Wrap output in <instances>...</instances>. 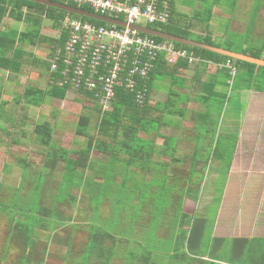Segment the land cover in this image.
Returning <instances> with one entry per match:
<instances>
[{"label":"rangeland","instance_id":"rangeland-1","mask_svg":"<svg viewBox=\"0 0 264 264\" xmlns=\"http://www.w3.org/2000/svg\"><path fill=\"white\" fill-rule=\"evenodd\" d=\"M231 2L232 0H221L220 6L213 9L211 21L208 24L211 36L210 46L225 50L229 49L232 52L242 51L245 47L258 46L260 44L258 41H260L261 34L264 32V8L258 11L250 38H246L248 34H245V31L251 17L253 0H237L233 8ZM175 7L177 13L186 15L199 11V3L195 0H175ZM203 8H205V5H203L202 11ZM230 14L232 15L231 19H228L227 17ZM8 24L18 31H23L25 28L23 23L12 20H8ZM198 27H201V25ZM198 27H195L194 30L202 32ZM180 29H184V27L176 22L171 23L169 27L170 31ZM41 33L48 37L56 36L49 21L44 22ZM200 34L190 31L186 34L188 37L186 39L196 42L202 41L204 34ZM243 35L245 38H243ZM24 49L40 56L43 53H49V48L45 43L40 44L38 47L25 46ZM230 65L233 66L232 63ZM39 71L36 70L34 73L23 71L24 73L21 76L16 77L9 75L10 79L4 83L2 99L7 102L11 101L16 83L24 84L30 80L32 84L46 87L47 83L41 78L42 76H39L43 72L41 70V73H39ZM2 74V76H6L7 73L3 72ZM176 78H178L176 81L181 83V76L178 75ZM217 80L223 83L222 73L217 77ZM168 81L167 79L158 81L156 88H165L167 92ZM240 88L237 84L233 88L227 86L222 89L224 96L221 99L209 102L211 107L206 108L205 112L210 115L206 121L213 123L216 128L212 137L209 136L210 132H207L208 135L207 133L204 134L203 131H205L206 125L200 124L201 120L199 121L198 115L194 114L197 127L200 126L201 137L194 140V144H197V150L196 154L193 155H197L196 159L199 161L207 162L200 165L201 169L204 170L202 176L199 171L193 173V185L196 186L197 183H200L199 195L195 203L189 198L186 199L183 194L187 186L185 181L188 174L187 162L190 161L188 153L192 142L190 138L182 137L183 135L178 139V146H182L184 154L175 155L176 158L182 160V163L178 166L179 169L173 171L166 169V172L164 169L159 168L157 170L152 166L146 169L145 164L138 166L140 165V161H138L127 171H123L120 169H126V166L120 165L112 171L114 181L120 184L125 176L126 188L133 189L135 185L137 189L134 188V192L128 194L127 200H124L125 192L121 189L114 198L109 196V198H103L101 202L97 200L92 202L95 191H89L90 188L88 189L85 185L81 188L66 189V193L61 195L59 182L62 175V164H59L54 171L46 170L43 166L44 149L42 147L38 145L6 147L0 141V257L6 259L3 264H19L21 257L23 259L20 264H43L42 261L44 260H46L44 264H106L104 257L110 251L112 257L108 264H144L142 260L135 261L134 257L146 255L147 251H152L151 260H153V264H187L170 259V255L165 257L154 254V251L168 254L169 249L172 247L171 243L165 240L171 232V227L177 226L179 221L173 216L174 211L170 212L168 210L178 208L181 204L185 212L192 213L195 211L199 216L202 215V218L206 220L205 233L211 232V236L241 237V233H243L244 237H264V231H256L259 228L260 216L263 210L262 208V210H257V208L264 206L262 201L255 202L254 211L248 220H242L243 208L241 213L239 211L241 206L236 201L234 205L232 202L229 206L228 217L230 219L228 221L225 222L226 219L220 216L216 218L219 207L218 198L220 199L225 182L226 170L230 160L235 156L234 153H237L241 142L239 140L240 130L248 95ZM69 93V97L65 102H52L48 97L44 98L42 108L31 107L30 114L38 121L48 122L53 127V140L51 143L62 149L78 150L85 148L86 139L75 134L74 125L77 122L81 105L88 106L89 103L82 100L79 103V96L72 91ZM183 98L181 102L185 103L187 99ZM22 101L24 102V100ZM192 108L194 106L187 108L184 113L185 117L192 115V112L189 111ZM216 118L217 121L215 122ZM0 126L5 127L6 124L0 122ZM31 127L28 125L27 129ZM161 142L162 140L159 139L158 143ZM246 145L247 140H244V147ZM246 150L250 151V149ZM98 154V152L92 151L91 159L97 160ZM23 162L27 163L25 167ZM96 168H99V166H96ZM97 173V170L95 172L87 171L86 175L91 177L102 175L100 173L96 175ZM39 175H42L43 179L37 178ZM150 181L152 183L149 185ZM35 183L41 185L40 188L36 189V191L40 189V198L38 192H33ZM96 183V187H99L100 181H96ZM161 183L165 184L164 188L160 185ZM91 184L94 183L91 182ZM62 190L64 191V187H62ZM68 190L69 194L67 193ZM258 190L263 192L264 186H260ZM168 193H171L169 195L171 202ZM140 194L141 198L139 197ZM65 195L68 196L62 201L56 202V196L64 198ZM138 197L140 198V205L132 208L131 206L136 203ZM115 198L119 202L115 206V211L119 215L111 222L110 216L113 214ZM38 200L41 207L37 206ZM34 201L36 207L32 206ZM97 202L99 205L96 210L95 205ZM220 202H222V196ZM174 204H178V206L175 207ZM27 211L31 212L32 216L40 219L36 227H32V224L30 222L29 224L22 215L27 214ZM53 213L56 214L55 218H59V222H61L54 228L50 224L54 220L51 218ZM14 214L24 217L23 220L25 221L17 222L18 225L23 224L21 228L16 227L18 230L12 229L10 223L11 215ZM112 223L116 226L113 227L111 233L112 235L117 233L118 239L114 241L102 239L101 251L96 250V245L90 243L91 233L97 230L94 235L99 238L100 229L110 231L109 227H112ZM27 227L28 229L25 230ZM19 230L26 231L27 240L19 235ZM178 234L180 235V233ZM34 239L35 243L32 246ZM162 240L164 241L161 243ZM45 244L48 250L44 253ZM31 246L32 248H30ZM88 246L89 248L86 250ZM173 248V251H178L179 245ZM95 252L96 255H94ZM129 252H133V255L129 256ZM188 264L201 263L194 260Z\"/></svg>","mask_w":264,"mask_h":264},{"label":"trees","instance_id":"trees-1","mask_svg":"<svg viewBox=\"0 0 264 264\" xmlns=\"http://www.w3.org/2000/svg\"><path fill=\"white\" fill-rule=\"evenodd\" d=\"M52 2L66 4L72 7L80 8L92 12V10L83 5H77L71 2H65L63 0H49ZM175 0H168L170 6L169 21L165 25H148V28L166 32L168 34L188 38L187 33L194 30L195 27L202 32V41H197L207 45L210 43V34L208 24L211 21L212 12L214 7L220 6L221 0H195L199 3V11L193 12L191 15L184 13H177L175 11ZM237 0H232V8L236 4ZM218 4V5H217ZM205 5V8L202 7ZM264 8V0H253L251 7L250 19L245 34H248L246 38H250L253 31L254 19L259 10ZM66 17H73L85 22H91L98 26H107L105 23L97 20H93L86 17H81L74 14H68L57 8L48 7L42 4L35 3L29 0H0V70L8 71L9 73H22L31 68H34L36 60H34L31 52L25 51V46L38 47L40 44L45 43L49 48L47 56L50 58L55 53L56 49L61 48L67 38V33L62 28V22ZM118 19H121L118 17ZM8 20H12L17 23H23L25 28L23 31H18L12 28L8 24ZM49 21L51 28L56 33V36L48 37L41 33V29L44 26V22ZM176 22L184 27L178 31H170L169 27L171 23ZM173 30V29H172ZM200 34V35H201ZM152 37L157 42H163V39ZM243 38L245 36L243 35ZM260 44L255 47H245L242 51H234L244 55H248L253 58L264 60V32L261 34ZM176 49H184L193 55L195 60L192 63H188L186 60L180 59L178 62L172 64L166 58L164 54L157 56L156 60L152 64L151 70L148 72L147 77H137V89L141 90L146 88L145 101L143 104H139L136 100V91L129 92L123 86L117 87L115 90V98L111 103L108 111H103L102 106L99 104V100L92 92L79 91L76 95L79 96L80 101L89 103V105L82 104L78 113L77 122L74 125L75 134L77 136L86 139L85 148L81 149H62L54 143L53 140V127L45 121H38L33 115L30 114L31 107H39L44 105L43 100L45 97L63 99L66 93L72 91L71 86L59 87L55 83H50V79L58 78V74L50 72V62L44 61L41 64L45 74L41 75L46 80L47 87L42 85H34L29 80L24 84H15L13 88L14 96L10 102L2 99V92L4 91V83L10 79L9 76L0 77V122L6 124L5 127L0 126V141L6 146H32L38 145L44 149L43 166L46 170L54 171L59 164H62V175L59 182V189L61 195L66 193V189L72 187L81 188L85 185L90 188L89 191H95L93 200L102 201L103 198H113L118 195L122 189L125 192L124 200H127L129 193L134 192L133 189L126 188L125 176L124 180L118 184L113 179V172L115 168L120 165H125L126 169H120L127 171L133 164L140 161V165L145 164L147 169L149 166L157 168V170L166 169L176 170L175 164L181 160L176 158V145L178 139L173 137H163L159 134L160 129L165 125L164 109L159 103L153 105L150 101L157 96L156 82L162 80L173 81L177 75L182 71L195 69L199 62H212L213 64H222V77L223 83L230 88H233L235 84L240 88H246L248 90H255L258 92H264V67L256 66L251 63L232 60L225 56L203 50L200 48L181 45L179 43L171 42ZM229 50V49H227ZM231 51V50H230ZM35 61V63H34ZM233 64L235 70L234 75L231 74V67L227 64ZM181 80V79H180ZM208 83L203 84L204 92L207 91ZM208 99L209 93L205 95ZM24 100V102L22 101ZM170 112V107H167ZM57 113V111H55ZM176 113V112H174ZM182 112H177L181 114ZM184 114V113H183ZM210 115L207 112L202 115L206 122ZM32 126L27 129V126ZM161 139L162 143L158 144L157 140ZM98 152L97 160L91 159V152ZM74 156V157H73ZM197 155H189L191 169L188 170L185 191H183L185 198L190 199L192 202H196L200 183L196 186L193 185V173H199L201 176L204 170L201 169V163L207 162L199 161L196 159ZM119 162V163H118ZM24 167L27 165L23 162ZM99 166V168H96ZM195 166H199V169H195ZM102 174L101 176H87V171ZM166 177V176H165ZM37 178L43 179L42 175ZM96 181H100V186L96 187ZM93 182L94 184H91ZM152 181L149 182V185ZM138 184V183H137ZM164 188V183L160 184ZM41 185L35 183L33 192L39 194L40 189L36 191ZM64 187V191L62 190ZM116 187V188H115ZM58 189V191H59ZM137 189V188H136ZM135 189V190H136ZM159 189V188H158ZM69 190L67 193L69 194ZM32 192V193H33ZM171 193H168L170 200ZM64 198L55 197L56 202L62 201ZM141 198V194L139 196ZM138 197V198H139ZM140 198L131 207L136 208L140 205ZM133 199V197H132ZM131 199V200H132ZM172 200H170L171 202ZM219 202V198H218ZM118 201L115 198L113 203V214L110 216V221L119 215L115 211V206L118 205ZM183 203V202H180ZM39 200L38 207H41ZM128 205V202L126 201ZM95 209L97 210V206ZM35 206V201L33 202ZM175 207L178 204H174ZM32 207V209H33ZM51 211V210H50ZM173 212V216L177 219V226L171 227V232L168 235L166 242L171 243V248L168 254L161 251H154V254L168 256L170 259L179 260L185 263L190 261H198L201 264H264V237H214L211 236V232L205 233L206 220L202 218V215L196 214V212L187 213L183 210L182 204L178 208L168 210ZM31 212L27 211V214H22L28 223L32 224V227L40 222V219L36 216H32ZM16 215V216H14ZM11 215L10 223L12 229L18 230L16 227H23V224L17 222H25L19 214ZM18 216V217H17ZM32 216V217H31ZM172 216V217H173ZM56 214L51 215L52 220L50 222L52 228L61 224L59 218H55ZM22 220V221H21ZM29 223V224H30ZM28 224V225H29ZM116 224L112 223V227H109L110 231L100 229L99 238L95 236L94 232L91 233L90 243L96 245L95 249L100 250L102 239L117 240V233L112 235L111 231ZM25 228V230H27ZM28 232V231H27ZM180 233V235L178 234ZM207 234V236H206ZM19 235L25 239L27 237L26 231L19 230ZM115 236V238H114ZM125 237V235H123ZM27 240V239H26ZM128 241V240H127ZM164 240L161 241V243ZM90 245V244H89ZM179 245L178 251H173V247ZM89 246L86 248L88 250ZM85 250V251H86ZM96 255V252L95 254ZM105 256V254H103ZM133 252H129V256H132ZM152 251H147L146 255L135 256L134 260H142L144 264H153L151 260ZM112 257V252L108 253L104 259L108 264Z\"/></svg>","mask_w":264,"mask_h":264},{"label":"built area","instance_id":"built-area-1","mask_svg":"<svg viewBox=\"0 0 264 264\" xmlns=\"http://www.w3.org/2000/svg\"><path fill=\"white\" fill-rule=\"evenodd\" d=\"M89 7L93 13L111 17L128 26L165 25L169 21L168 0H63ZM120 17L121 19H118ZM98 26L73 17H66L62 28L67 38L49 58L50 72L58 74L50 83L71 86L74 94L92 92L103 111H108L117 87L137 89L136 78H145L157 56L164 54L172 64L180 59L189 64L195 58L184 49H176L170 41L157 42L150 35L129 27L111 24ZM231 74L234 75L232 65ZM147 89L136 91L139 104L145 101Z\"/></svg>","mask_w":264,"mask_h":264},{"label":"crops","instance_id":"crops-1","mask_svg":"<svg viewBox=\"0 0 264 264\" xmlns=\"http://www.w3.org/2000/svg\"><path fill=\"white\" fill-rule=\"evenodd\" d=\"M175 2V1H174ZM231 14L227 17L231 19ZM195 33H200L198 31L192 30ZM34 60V68L33 70L29 69L26 71L27 73L33 72L36 70H41L39 76L44 75L45 71L43 67H41L42 62L48 61L47 54L42 56L37 53L31 52ZM42 54V53H41ZM222 64H213L212 62H204L201 61L198 63L195 69H189L182 71L181 74V83L176 81L175 78L173 81H168V89L167 92L165 88L158 87L156 88L158 93L150 103L153 105L154 103H159L163 106L165 111L164 120L165 125L159 131V134L163 137H173L176 139L182 137L190 138L191 145L189 147L190 154H196V145L194 144L195 139H199L201 130L200 126L197 127V120L194 117V114L198 115L200 124L205 125V120L202 118V115L205 116V109L211 107L209 102L211 100H219L224 96L222 91L223 88H226L227 85L218 81L217 77L221 75ZM6 72V77L11 75L13 77L21 76L22 73H10L8 71L0 70V77H2V73ZM178 76V75H177ZM10 78V76H9ZM42 78V77H41ZM45 80V79H44ZM30 81V80H29ZM46 82V80H45ZM158 82L155 84L157 85ZM164 83V82H163ZM208 83L207 91L204 92L203 84ZM165 84V83H164ZM47 87V86H46ZM194 89V91H193ZM248 95L247 102L245 104L244 110V118L242 117V126L240 130V147H238L237 153H234V158L230 160V163L226 170L225 182L222 187V192L219 199L217 216L223 217L226 221L230 219L228 217L230 209L229 206L235 204V201L238 202L241 206L240 210L243 215L241 216L242 220L249 218L254 211L255 202H263L264 203V191L259 192L258 188L260 186H264V92H258L255 90H244V88H240ZM70 92V91H69ZM69 92L66 93V96L63 99L52 98V102L62 101L65 102L69 97ZM206 93L210 95L207 99L205 97ZM185 97L186 102H181ZM187 97V98H186ZM46 98V97H45ZM194 106L192 110V115H188L185 117V113L187 108ZM167 107H170L171 111L169 112ZM182 112L181 114H177V112ZM176 112V113H174ZM217 121V118L215 122ZM207 122V121H206ZM215 126L213 123H208V126H205V133L209 134L210 137L215 133ZM206 135V134H205ZM256 135V136H254ZM159 140V139H158ZM157 140V142H158ZM244 140H247V145L244 147ZM179 142V141H178ZM162 143V142H161ZM158 143V144H161ZM243 147V149H242ZM250 147V148H249ZM177 150H180L176 154H184V149L182 146L176 145ZM193 151H192V149ZM245 148V149H244ZM250 149V151L246 150ZM246 150V151H245ZM259 153V154H257ZM186 154V153H185ZM181 160V159H180ZM182 163V160L179 163L175 164L176 170L179 169L178 166ZM188 163V170L191 169V163ZM186 163V164H187ZM199 166H196L195 169H199ZM224 189V191H223ZM222 196V202L221 201ZM263 198V200H262ZM230 199V200H229ZM263 209L264 206H259L258 209ZM229 209V210H227ZM261 209V210H262ZM262 210L260 219L261 222L259 224V228L256 229L257 232L264 231V211ZM227 213V214H226ZM258 227V225H257ZM241 237H244V234L241 233ZM253 237V236H252ZM245 237V238H252ZM263 237V236H261ZM35 239L32 242V246H34ZM32 246L30 248H32ZM28 247V246H27ZM29 248V247H28ZM48 248L45 244L44 253L47 252ZM4 253V251H3ZM19 260V264L21 260ZM6 259L0 257V264H3ZM27 260V258H26ZM46 261V260H44ZM44 261L43 264L45 263ZM41 262V261H40Z\"/></svg>","mask_w":264,"mask_h":264},{"label":"water","instance_id":"water-1","mask_svg":"<svg viewBox=\"0 0 264 264\" xmlns=\"http://www.w3.org/2000/svg\"><path fill=\"white\" fill-rule=\"evenodd\" d=\"M29 1H33L35 3L42 4V5H45L48 7L57 8V9L64 11L68 14H74V15H78L81 17H86V18H90L93 20L101 21L105 24H111V25H115L118 27H129L130 29L136 30L140 33L147 34V35L154 36V37H158V38H161V39L166 40V41L179 43L181 45H187V46L200 48L203 50H207V51L219 54L221 56H225L227 58H231L232 60L243 61V62L254 64L258 67L259 66L264 67V60L253 58V57H250L248 55L235 53V52L225 50V49H222L219 47H213V46H210V45H207L204 43H200V42L192 41V40H189L186 38L174 36V35L168 34L166 32L153 30V29H150L148 27L128 26L120 20H117V19H114L111 17L100 16V15H97L93 12L83 10L80 8H76V7H72V6H69L66 4H60V3L52 2L49 0H29Z\"/></svg>","mask_w":264,"mask_h":264}]
</instances>
